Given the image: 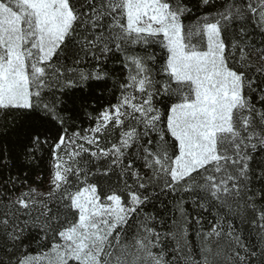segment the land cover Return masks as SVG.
<instances>
[{"label": "snow or ice", "instance_id": "snow-or-ice-1", "mask_svg": "<svg viewBox=\"0 0 264 264\" xmlns=\"http://www.w3.org/2000/svg\"><path fill=\"white\" fill-rule=\"evenodd\" d=\"M0 264H264V0H0Z\"/></svg>", "mask_w": 264, "mask_h": 264}, {"label": "trees", "instance_id": "trees-1", "mask_svg": "<svg viewBox=\"0 0 264 264\" xmlns=\"http://www.w3.org/2000/svg\"><path fill=\"white\" fill-rule=\"evenodd\" d=\"M196 0H191V4L195 5ZM195 11V8H194ZM257 39H259V37H257ZM107 101L106 99H101L98 102L97 101H90L89 103L94 104L96 107H99L102 104H105ZM91 110V109H89ZM77 123L83 124L84 126H87L88 121L86 119H84L82 116L77 117Z\"/></svg>", "mask_w": 264, "mask_h": 264}]
</instances>
